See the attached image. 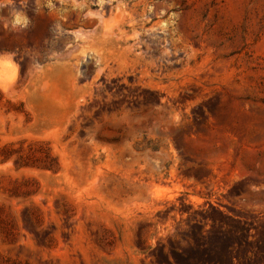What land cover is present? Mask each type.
<instances>
[{
    "label": "rangeland",
    "instance_id": "rangeland-1",
    "mask_svg": "<svg viewBox=\"0 0 264 264\" xmlns=\"http://www.w3.org/2000/svg\"><path fill=\"white\" fill-rule=\"evenodd\" d=\"M0 264H264V0H0Z\"/></svg>",
    "mask_w": 264,
    "mask_h": 264
},
{
    "label": "bare ground",
    "instance_id": "bare-ground-1",
    "mask_svg": "<svg viewBox=\"0 0 264 264\" xmlns=\"http://www.w3.org/2000/svg\"><path fill=\"white\" fill-rule=\"evenodd\" d=\"M105 3H106V2H105ZM105 3H104V4H105ZM106 5H107V3H106ZM103 10H104V9H103ZM110 11H111V10H110ZM105 12H106V11H105ZM122 17H123V16H122Z\"/></svg>",
    "mask_w": 264,
    "mask_h": 264
}]
</instances>
